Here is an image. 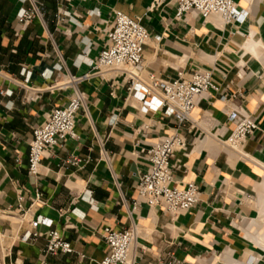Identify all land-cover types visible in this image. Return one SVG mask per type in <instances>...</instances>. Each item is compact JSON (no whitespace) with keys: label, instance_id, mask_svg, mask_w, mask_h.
Segmentation results:
<instances>
[{"label":"crops","instance_id":"0c3cea01","mask_svg":"<svg viewBox=\"0 0 264 264\" xmlns=\"http://www.w3.org/2000/svg\"><path fill=\"white\" fill-rule=\"evenodd\" d=\"M155 1L0 0V212L20 219L6 221L11 245L5 264H39L46 238L26 243L22 237L40 218L74 250L50 257V264H99L108 254L103 230L133 222L139 226L136 264H264V0H237L249 17L231 25L219 16L178 20L175 4L152 11ZM33 3L43 20L20 24V11ZM115 11L140 19L149 32V73L176 80L209 70L219 87L181 128L188 150L172 161L175 183L200 189V203L189 213L172 217L142 205L130 215L149 166L143 151L178 123L164 111L145 110L120 72L81 84L87 105L78 118L80 140L50 149L40 177L29 175L34 129L69 102L71 91L62 88L69 78L91 72ZM51 71L53 78L45 79ZM234 111L260 126L241 151L225 144L235 128L229 120ZM73 158L91 162L75 167ZM37 190L43 199L32 206ZM19 193L26 199L22 208Z\"/></svg>","mask_w":264,"mask_h":264},{"label":"built area","instance_id":"2783aa9c","mask_svg":"<svg viewBox=\"0 0 264 264\" xmlns=\"http://www.w3.org/2000/svg\"><path fill=\"white\" fill-rule=\"evenodd\" d=\"M247 1L252 3L254 0ZM170 4L176 5L178 20L190 14L201 16L205 20L219 16L225 25H231L243 24L249 17L248 11L239 9L237 0H156L151 10H158ZM33 5L32 9L20 11L18 16L20 24L28 25L38 18L43 20L44 13L35 3ZM107 38L105 48L98 59L89 63L91 72L79 78L70 77L62 87L71 91L69 102L52 111L45 123L34 129L28 156L29 175L40 177L43 160L50 149L62 147L69 139L80 140L77 123L80 113L87 105V96L80 89L81 84L93 77H103L109 72H120L123 73L124 81L129 84L128 90L134 92L145 110L164 111L178 123V128L171 135L159 139L143 151L149 166L147 172L140 178L138 196L130 215L133 217L142 205L162 208L172 217L189 213L200 203V189L195 183L178 186L175 183V166L172 161L178 152L188 150V141L181 133V128L192 121L194 111L202 100L207 99L209 93L219 91L213 72L196 70L189 77L180 75L176 80H164L154 73H149L145 67V47L151 36L140 19H133L121 11L114 12L113 24ZM53 76V71L49 76L44 73L47 80ZM1 94L4 95L3 92ZM229 120L235 128L225 144L231 150L241 151L246 142L260 131V126L252 117L238 111L230 113ZM100 144L103 157L109 162L102 141ZM90 162V159L73 158L70 164L82 167L83 164ZM16 163L21 165L22 160L17 158ZM42 199V192L37 190L35 197L29 200L34 206L42 202ZM18 201L22 208L26 202L22 193L18 194ZM39 227H46L48 231L45 234L41 233L38 231ZM138 227V224L133 222L127 229L105 228L101 236L108 247V254L99 264H136ZM42 237L46 238L47 245L39 264H50V257L59 253H74L72 245L60 232L52 229V222L48 219L40 218L33 221L30 229L23 235L22 241L30 243Z\"/></svg>","mask_w":264,"mask_h":264},{"label":"rangeland","instance_id":"374dc122","mask_svg":"<svg viewBox=\"0 0 264 264\" xmlns=\"http://www.w3.org/2000/svg\"><path fill=\"white\" fill-rule=\"evenodd\" d=\"M3 216H10L9 214H5L3 212H0V264H5V257L8 253V249L11 245V240L9 238V235L7 233V224L6 221H9L11 219H5ZM17 224L18 222L15 221Z\"/></svg>","mask_w":264,"mask_h":264},{"label":"bare ground","instance_id":"6f19581e","mask_svg":"<svg viewBox=\"0 0 264 264\" xmlns=\"http://www.w3.org/2000/svg\"><path fill=\"white\" fill-rule=\"evenodd\" d=\"M243 8H244V7H243ZM219 23H220V22H219ZM221 25H222V24H221ZM223 25H224V24H223ZM224 26H225V25H224ZM223 30H224V29H223ZM239 35H240V34H239ZM251 35L254 36L255 34L252 33ZM251 35H250V36H251ZM240 36H241V35H240ZM258 43H259V42H258ZM258 43H257V45H258ZM254 44H255V43H254ZM234 45H235V44H234ZM236 45H237V44H236ZM246 46H247V45H246ZM248 46H249V45H248ZM235 47H236V46H235ZM252 48H253V46H252ZM254 48H255V47H254ZM259 48H260V47H259ZM247 49H248V48H247ZM255 49H256V48H255ZM250 51H251V50H250ZM250 51H249V52H250ZM253 51H254V50H253ZM259 52H260V51H259ZM253 57H254V56H253ZM215 58H216V57H215ZM215 142H216V141H215ZM244 146H245V145H244ZM260 210H261V209H260ZM257 212H258V211H257ZM262 212H263V211H262ZM260 213H261V212H260ZM6 215H7V214H6ZM262 215H263V214H262ZM3 218H5V219L8 218V219L13 220L14 222L17 221L18 223H20V219L12 218V217H10V216H3ZM258 218H259V217H257V219H258ZM255 221H256V220H255ZM257 221H258V220H257ZM263 222H264V221H263ZM252 227H253V226H252ZM252 227H251V228H252ZM262 227H263V226H262ZM262 227H261V228H262ZM256 228H257V227H256ZM245 234H246V232H245ZM247 235H248V234H247ZM249 235H250V234H249ZM251 235H252V234H251ZM245 236H246V235H245ZM253 237H254V236H253ZM255 237H256V236H255ZM258 238H259V237H258ZM262 240H263V239H262ZM262 240H261V237H260V241H261V242H262ZM250 241H251V240H250ZM251 242H252V241H251ZM258 243H259V242H258ZM260 244H261V243H260ZM256 245H257V244H256ZM256 245H255V246H256ZM261 247H262V246H261ZM226 256H228V255H226Z\"/></svg>","mask_w":264,"mask_h":264}]
</instances>
